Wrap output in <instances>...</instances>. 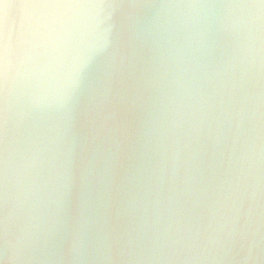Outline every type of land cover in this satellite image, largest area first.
Segmentation results:
<instances>
[{"label": "clouds", "instance_id": "obj_1", "mask_svg": "<svg viewBox=\"0 0 264 264\" xmlns=\"http://www.w3.org/2000/svg\"><path fill=\"white\" fill-rule=\"evenodd\" d=\"M0 264H264V0H0Z\"/></svg>", "mask_w": 264, "mask_h": 264}]
</instances>
